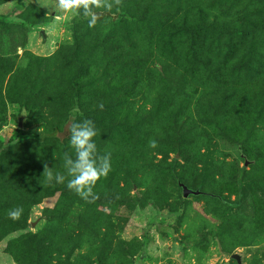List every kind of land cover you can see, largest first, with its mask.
Wrapping results in <instances>:
<instances>
[{"label": "rangeland", "instance_id": "1", "mask_svg": "<svg viewBox=\"0 0 264 264\" xmlns=\"http://www.w3.org/2000/svg\"><path fill=\"white\" fill-rule=\"evenodd\" d=\"M102 4L0 0V264H264V0Z\"/></svg>", "mask_w": 264, "mask_h": 264}, {"label": "clouds", "instance_id": "2", "mask_svg": "<svg viewBox=\"0 0 264 264\" xmlns=\"http://www.w3.org/2000/svg\"><path fill=\"white\" fill-rule=\"evenodd\" d=\"M40 7L48 9L49 11L56 12H71L73 9H79L83 7L86 14H91V19L89 20V26L92 27L100 19V16L105 12H111L110 5H103L102 0H36ZM103 8L101 12H93L92 7ZM99 14V15H98ZM102 107V106H101ZM76 110H74L75 112ZM91 120H85V126L81 128L80 125L72 126V141L71 143L78 150L79 162L73 171H79V175L72 181L68 183V188L74 190V192L80 196L85 187L94 185L101 177H106L111 170L110 163H106L103 167L97 168L94 166L95 161L90 159L92 152L95 150L96 145L91 142L92 138L97 135V131L92 128L87 127L91 124ZM80 129L79 131L77 129ZM150 146L155 147L154 141H150ZM44 174L47 180L52 175V170L48 168L47 164L44 166ZM62 180V177L59 178ZM89 187V191H90ZM87 201V200H85ZM95 201V200H93ZM88 201V202H93ZM23 214V208L17 207L9 211V218L13 220H18Z\"/></svg>", "mask_w": 264, "mask_h": 264}, {"label": "water", "instance_id": "3", "mask_svg": "<svg viewBox=\"0 0 264 264\" xmlns=\"http://www.w3.org/2000/svg\"><path fill=\"white\" fill-rule=\"evenodd\" d=\"M103 10H96V11H93V12H101ZM99 15V14H98ZM105 16H110L112 18V20H116L118 18V14H114V13H107L105 12L103 15L100 16V19L101 20L103 17ZM182 190H183V194L184 195H188L190 193H198V191H194L192 189H189L187 186L185 185H182ZM234 259L236 260V263L237 264H244L241 260V256L239 254H234L233 255Z\"/></svg>", "mask_w": 264, "mask_h": 264}, {"label": "trees", "instance_id": "4", "mask_svg": "<svg viewBox=\"0 0 264 264\" xmlns=\"http://www.w3.org/2000/svg\"><path fill=\"white\" fill-rule=\"evenodd\" d=\"M49 135H55L56 134V129H53L50 133H48Z\"/></svg>", "mask_w": 264, "mask_h": 264}]
</instances>
